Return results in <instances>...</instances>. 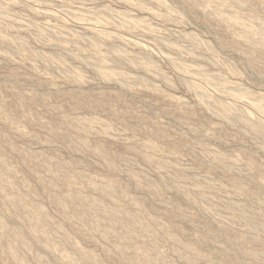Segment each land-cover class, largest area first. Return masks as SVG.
Here are the masks:
<instances>
[{"label":"rangeland","instance_id":"obj_1","mask_svg":"<svg viewBox=\"0 0 264 264\" xmlns=\"http://www.w3.org/2000/svg\"><path fill=\"white\" fill-rule=\"evenodd\" d=\"M0 264H264V0H0Z\"/></svg>","mask_w":264,"mask_h":264}]
</instances>
